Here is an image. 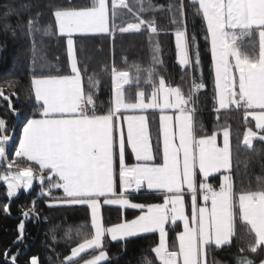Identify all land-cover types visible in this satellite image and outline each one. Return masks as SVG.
Wrapping results in <instances>:
<instances>
[{
	"label": "snow or ice",
	"instance_id": "obj_1",
	"mask_svg": "<svg viewBox=\"0 0 264 264\" xmlns=\"http://www.w3.org/2000/svg\"><path fill=\"white\" fill-rule=\"evenodd\" d=\"M190 2L198 5L194 14L202 15L207 29L205 38L210 41L213 111L219 113L234 106L243 110L245 121L251 116L255 121L254 129L248 126L240 143L245 149L255 151V141L264 144V0ZM138 3V8L128 0H111L110 5L109 0H91L84 6L50 5L54 23L43 31L48 36L65 38L70 74H61L58 68L46 63L40 66L41 74H36L37 69L33 68L31 90L39 107L24 123L15 155L26 158L38 168L11 170L12 162H8L6 156L11 137L7 134V122L0 118V160L9 169L0 175V180L6 184L7 196L15 197L21 189L31 190L35 180L40 185L38 194L50 198L45 201L47 207L84 206L90 210L93 232L72 248L67 257L69 264L89 250L98 254L84 260L83 264H105L109 260L106 238L126 242L151 233L159 234V244L152 251L160 264H223L210 258L211 253L232 245L237 237V218L251 237L247 251L264 252V187L234 191V164L239 165L241 161L234 160L228 127L211 135H198V131H203L197 117L198 94L206 85L202 79L198 40L195 33L187 32L186 6L182 0L178 5L169 6V11L175 13L171 23L176 26L177 64L181 69L180 79L185 83L190 81L187 92L180 85L168 84L159 75L156 66L164 62L158 43L151 49V67L142 69L134 64L131 75L129 70L112 68L113 97L106 114L97 112L94 95L98 93L93 90L98 81L94 76L88 77V90L85 89L74 37L114 36L117 30L121 34L144 31L150 34L151 40V36L159 32L156 21L142 13L150 12L153 5L145 6L143 0ZM118 10H126L131 19H122L117 24V18L124 15ZM13 11L15 9L9 8V12ZM20 26L29 35L37 30L32 16L20 21ZM254 36H258V52L255 41L251 52L242 50L240 45L244 38ZM196 73L201 74L199 81ZM133 84L148 85L150 92L140 88L135 100H131L126 95V86ZM12 97L18 99L17 93L8 95L0 90V98L19 116L20 110L15 108ZM149 110L160 112L163 147L159 164L155 163L150 141ZM121 119L127 125L126 139ZM221 132L222 147L217 145V135ZM126 147L134 155L135 164L126 162ZM244 164L247 167L246 160ZM217 173L219 184L214 186L209 179ZM54 190H62L63 195L51 199ZM142 192L162 195L163 202H134L133 194ZM186 197L191 201L190 217L186 213ZM35 204L33 200L32 207L22 215L39 218ZM104 205L135 210L138 215L106 227L102 217ZM3 211L10 214L7 204ZM178 221L183 226L177 237L178 250H169L168 232L179 228ZM18 231L17 243L23 239V222ZM18 256L19 252L11 257L6 254V264H17ZM30 264H38L37 258H32ZM236 264H255V261L239 257ZM260 264H264V258Z\"/></svg>",
	"mask_w": 264,
	"mask_h": 264
},
{
	"label": "trees",
	"instance_id": "obj_2",
	"mask_svg": "<svg viewBox=\"0 0 264 264\" xmlns=\"http://www.w3.org/2000/svg\"><path fill=\"white\" fill-rule=\"evenodd\" d=\"M111 4V0H109ZM88 0H0V90L11 95L17 93L18 99L12 97L15 108L20 110L19 116L14 115L8 107L7 101L0 98V118L5 119L8 126V135L14 133L12 140L6 146L8 162H12V171L15 172L21 167L15 166L21 162L23 166L38 168L31 161L23 157H16L19 139L26 120L37 112L38 105L35 102L31 90V79L33 68L40 73L42 64L52 65L59 69L61 74H70L66 55L65 38L48 36L43 29L54 23L51 16V4L64 6H84L90 4ZM145 6L153 5L150 12L142 13L147 18H154L158 34L152 35L142 31L141 33L121 34L118 30L114 36L107 34L89 35L86 37L76 36L75 47L78 63L82 71L85 89L88 90V77L94 76L98 81L94 95L98 114H106L111 107L113 89L111 70L115 67L118 70H129L130 75L134 73L131 66L136 64L142 69L152 66V46L158 43L162 53L163 65H157L159 75L163 76L168 84L180 85L187 92L190 81L185 83L180 79L181 69L177 64L176 48L174 43V32L176 26L171 23L175 14L169 11V6L178 5L181 0H143ZM185 4L186 27L189 35L195 33L199 44V52L202 60V79L206 85L204 90L198 94V122L203 131L198 135H211L222 127L230 130V141L234 153V160H240L239 165L234 164L233 182L234 191L259 190L264 187V144L254 142L255 151L245 149L240 143L243 134L248 126H255L250 118L245 121L243 110H237L233 106L229 111H213L214 102V73L212 69L210 41L207 36L206 23L202 15L194 13L198 5H192L190 0H182ZM129 4L138 8V0H128ZM163 6V7H160ZM9 8L15 9L9 12ZM123 11L124 15L117 18L116 23L120 24L122 19L130 20L131 17ZM7 13V15H6ZM39 13V15H37ZM32 16L37 22V30L29 35L20 26V21L27 20ZM15 33V34H14ZM255 41L258 52V36L245 37L241 42L244 51L251 52V44ZM45 72L48 69L44 70ZM53 74L55 72L53 71ZM197 81L201 74L196 73ZM142 88L150 92V86L133 84L126 87L129 99H133L137 90ZM149 134L151 145L156 155L155 163H162V136L160 131L159 111L148 112ZM14 130V131H13ZM220 137L222 136L219 134ZM247 161L245 167L244 161ZM126 161L129 165L135 163L130 149L126 147ZM9 169L6 163L0 162V175ZM219 174L211 177L209 182L218 186ZM47 184V181H46ZM40 185L33 181V187L28 192L22 191L17 197L7 196V187L0 180V264H6L7 257L19 252L17 264H30L32 258H37L38 264H69L67 257L71 250L83 242L86 236L93 232L90 223V210L84 206L75 207H47L45 201L50 198L39 195ZM62 196V191L54 190L51 199ZM132 199L137 203H162V195L155 193L133 194ZM33 200L39 213L35 216L25 217L22 212L32 207ZM9 206L10 214L3 211L4 205ZM190 208H188V212ZM238 211V210H237ZM104 225L106 227L115 225L124 220H131L138 215L135 210H119L116 206L102 207ZM24 223L23 239L17 243L20 233L18 226ZM179 228L168 232L169 250H177V237L182 232V223L177 222ZM168 226H166L167 228ZM237 237L233 239L230 247L222 250H213L211 257L223 262V264H236L239 257H248L260 264L264 258V252L252 254L247 251V244L251 237L246 234V226L237 218ZM159 244V234L151 233L135 238H129L126 242H112L105 240V251L109 260L105 264H160L152 249ZM126 245V247H125ZM240 249H245L241 251ZM94 254L92 250L81 255L72 264H82L84 260L91 259ZM117 256L119 258H117Z\"/></svg>",
	"mask_w": 264,
	"mask_h": 264
},
{
	"label": "crops",
	"instance_id": "obj_3",
	"mask_svg": "<svg viewBox=\"0 0 264 264\" xmlns=\"http://www.w3.org/2000/svg\"><path fill=\"white\" fill-rule=\"evenodd\" d=\"M109 3H110V1H109ZM110 24H111V20H110ZM174 43H175V39H174ZM127 87V86H126ZM126 95L128 96V98H130L129 97V93L128 92H126ZM33 96H34V93H33ZM135 96H136V94L134 95V98L133 99H131V100H135ZM231 109V108H230ZM230 109H223V110H221V111H229ZM152 111H159V110H149L148 112H152ZM129 114H132V113H129ZM168 114H171V110H168ZM251 119V118H250ZM252 120V119H251ZM254 122V121H253ZM121 126H122V129H123V132H124V135H125V139H126V137H127V125H126V123L121 119ZM148 128H149V125H148ZM21 135H22V133H21ZM161 136H162V134H161ZM150 141H151V137H150ZM217 145L218 146H223V136H221L220 137V135H217ZM162 147H163V139H162ZM130 149V148H129ZM130 152H131V150H130ZM132 156H133V160L135 161V158H134V155L132 154ZM26 159V158H25ZM27 160V159H26ZM127 162V161H126ZM33 163V162H32ZM128 163V162H127ZM135 163H136V161H135ZM135 163H133V164H135ZM132 165V164H131ZM22 169H24V168H22ZM218 174V173H217ZM217 174H215V175H217ZM200 177H199V174H198V179H199ZM211 178V177H210ZM57 191V190H56ZM58 191H62V190H58ZM20 192V191H19ZM18 192V193H19ZM62 195H63V193H62ZM13 198V197H12ZM198 203H203V201H200V200H198ZM188 208H190V211L188 212ZM186 213H187V215H189V217H190V215H191V201H190V197H186ZM182 228H183V226H182ZM183 231V230H182ZM168 238V237H167ZM178 240V239H177ZM177 250H178V248H177Z\"/></svg>",
	"mask_w": 264,
	"mask_h": 264
},
{
	"label": "rangeland",
	"instance_id": "obj_4",
	"mask_svg": "<svg viewBox=\"0 0 264 264\" xmlns=\"http://www.w3.org/2000/svg\"><path fill=\"white\" fill-rule=\"evenodd\" d=\"M88 1H91V0H88ZM91 3V2H90ZM242 50H244L243 48H242ZM147 116H148V114H147ZM248 118H251L252 119V117L251 116H249ZM254 121V120H253ZM255 122V121H254ZM10 137H11V139H10V141L12 140V138H13V136H14V133H11L10 135H9ZM7 156V155H6ZM7 161H8V159H7ZM0 162H1V160H0ZM15 166H17V167H21V169L22 168H27V167H30V166H23L22 164H21V162H18V163H16V165ZM12 167H14L13 165H12ZM3 182V181H2ZM23 190V189H22ZM28 192V191H27ZM102 217H103V215H102ZM103 222H104V220H103ZM113 226V225H112ZM143 235H146V234H143ZM168 237V236H167ZM89 251H91V250H89ZM88 251V252H89ZM88 252H85V253H88ZM85 253H82L81 255H83V254H85ZM71 254H69L68 256H70ZM81 255L79 256V257H81ZM79 257H76V258H74V260H77V258H79ZM83 264V263H82Z\"/></svg>",
	"mask_w": 264,
	"mask_h": 264
}]
</instances>
